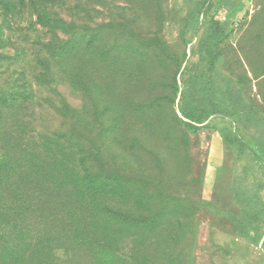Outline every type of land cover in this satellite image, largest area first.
Listing matches in <instances>:
<instances>
[{
    "label": "rangeland",
    "instance_id": "obj_1",
    "mask_svg": "<svg viewBox=\"0 0 264 264\" xmlns=\"http://www.w3.org/2000/svg\"><path fill=\"white\" fill-rule=\"evenodd\" d=\"M31 2L20 26L7 13L3 52L45 37ZM39 4L73 24L68 36L96 41L65 61L77 64L79 95L66 97L92 173L69 193L35 168L16 183L0 232L15 263L264 264V0ZM17 70L0 61L1 88ZM52 105L30 116L35 132L59 129L55 117L74 131Z\"/></svg>",
    "mask_w": 264,
    "mask_h": 264
},
{
    "label": "trees",
    "instance_id": "obj_2",
    "mask_svg": "<svg viewBox=\"0 0 264 264\" xmlns=\"http://www.w3.org/2000/svg\"><path fill=\"white\" fill-rule=\"evenodd\" d=\"M25 2L26 0L0 2L2 3L0 17L3 16V21L0 22V61H7L10 68L12 66L18 68L17 84L8 88L0 87V232L7 226L5 217L12 209V206L7 207L15 204L16 200H21L20 195H15L18 191L16 183L23 184L22 180H25L29 169H37V176L45 182L56 178L65 188V192L67 188V193L68 180L85 179L84 177L92 173L87 167L86 156L82 155L84 142L82 138L78 139L76 133L75 121H79L78 107L66 97L68 88H71L72 102L78 97L77 94L79 95L80 78L75 74L77 64L72 62L74 68L69 69L65 66V61L76 57L81 49L91 48L96 41L75 32L71 37L68 36L67 32L73 24H67L68 21L60 14L52 13L53 10L39 9L40 0H32L36 13L31 16H35L39 32L45 37L25 41L29 42L26 43L29 46L27 49L24 47L21 49L17 45L15 53L3 52L2 50L6 49L9 51L13 44L6 32L8 29L5 20H9L7 13H11L13 23L20 26L21 22L18 19L21 17V7ZM62 35L68 37L64 40L61 38ZM31 48L33 50H30ZM31 62L33 63L31 69L24 70V66ZM69 62L71 64V61ZM74 91L78 93L75 94ZM43 102L54 105L52 106L55 110H51L52 116L64 114L70 124L74 122L72 125L75 134L73 130L61 129V121L58 123L61 118L56 117L53 126L56 125L55 127L59 129L50 133L35 132L36 129L31 126L33 120L30 116L34 115L33 112L37 113V107L40 111ZM182 113L184 116L189 115L185 110H182ZM48 117H43L42 120L48 121ZM55 185L58 188V184ZM63 198L61 197V200ZM32 203L26 204L23 208L28 210ZM13 249L0 245V264H7L5 261H9L8 255L11 257L10 263L16 264L15 259L19 253Z\"/></svg>",
    "mask_w": 264,
    "mask_h": 264
}]
</instances>
